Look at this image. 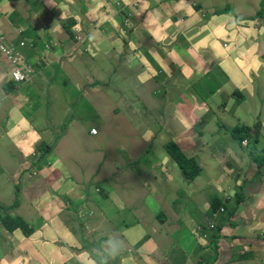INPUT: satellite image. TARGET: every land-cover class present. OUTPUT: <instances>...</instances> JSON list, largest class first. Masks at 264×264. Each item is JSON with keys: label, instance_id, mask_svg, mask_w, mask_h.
I'll use <instances>...</instances> for the list:
<instances>
[{"label": "crops", "instance_id": "obj_1", "mask_svg": "<svg viewBox=\"0 0 264 264\" xmlns=\"http://www.w3.org/2000/svg\"><path fill=\"white\" fill-rule=\"evenodd\" d=\"M138 1L135 7L123 0L130 9L122 11L131 21L123 34L120 12L103 17L111 9L109 0H0V32L15 43L25 41L20 50L39 75L32 83L15 85L0 55V206L7 208L0 209V216H19L29 228L25 235L20 229L7 231L0 223V264H86L88 255L110 234L125 242L111 264H264V225H255L264 223V180H255L256 173L252 178L257 168L254 156L264 148V138L248 145L243 153L233 136L220 144H203V130L214 118L219 137L230 133L213 107H208L190 131L194 147L186 151L178 145L217 179L201 174L194 180L204 184L216 181L227 188L236 180V169L246 177V198L230 209L235 213L227 215L228 221L217 219L215 226L222 224L219 233L215 236L208 230L204 234L207 240L196 243L189 227L192 222L205 226L201 218L208 214L212 218V211L198 209L192 200L177 206L178 196L141 213L132 196L136 189L139 195L154 194L151 187L143 185L153 143L163 141L164 154L156 155L163 168L166 156L170 157L164 147L171 140L163 133L167 114L163 105L174 102L177 112L168 117L187 120L196 100L201 103L205 97H215L214 101L223 100L226 119H239L238 111L250 116L257 108L249 126L264 121L260 101L253 100L250 91L208 93L205 86L214 72L208 67L214 63L199 60L202 56L220 57L244 41L243 31L228 25L225 18L235 12L240 21L249 0ZM259 3L254 14L262 21L256 16ZM89 19L94 25L88 29L87 52L82 54L72 48L69 32L74 26L83 34L80 25ZM223 37H227L225 48L211 43ZM46 42H52L48 50ZM44 54L60 60L46 68L36 59ZM62 73L68 78L67 86L60 81ZM150 77L157 82L154 88L145 85ZM260 98L264 100L263 94ZM21 110L30 113L25 116ZM99 118L102 122L88 126L89 120ZM92 128L97 133H92ZM185 128L173 131L183 134ZM40 141L50 149L38 160L34 149ZM136 148L132 163L139 169L135 171L128 167L123 153L132 155ZM97 157L101 165L109 160L114 163L96 183L101 195L94 193L91 180L77 184L70 180L68 188L65 179L86 160ZM45 160L50 165L43 167ZM180 173L185 180L194 181L186 179L181 169ZM227 176L232 178L226 180ZM208 192L216 193L209 185L204 188L211 205ZM15 200L17 206L10 208ZM65 200H74L75 207L67 206ZM124 213L135 214L138 221L125 226L115 223ZM158 224L164 228L161 233L154 232ZM252 233L256 235L249 237Z\"/></svg>", "mask_w": 264, "mask_h": 264}, {"label": "rangeland", "instance_id": "obj_2", "mask_svg": "<svg viewBox=\"0 0 264 264\" xmlns=\"http://www.w3.org/2000/svg\"><path fill=\"white\" fill-rule=\"evenodd\" d=\"M129 2L135 5V3H138L139 1L129 0ZM258 3L259 0H249L246 4V7H244L245 11H242L241 13L242 15L240 21L236 19L235 12H233L232 16H226L225 18L228 25L236 29H241L244 33L242 39L244 41L240 43L236 49L224 51L223 53L219 54L220 57L213 55L209 57L202 56L199 58V60L206 63L207 59H209L211 63H214V65L208 67L214 69L212 81L205 86V90L208 93L212 91H225L226 93H228L229 90L234 89L250 91L251 98L253 100L260 101L262 117L264 118V100L260 98L261 94H263L264 96V18L262 19V21H260L255 17L254 11ZM108 5L111 7V9L109 12L103 14L104 19L112 17V14L110 12H120L121 16L124 18V30L128 31V29L131 27V21L129 20V18L125 17L122 9L125 8L126 10H128L130 9V7L127 6L123 2V0H109ZM136 6L137 5H135V7ZM83 15H86V12H84ZM220 20L221 19H219L217 23L220 22ZM93 25L94 21L89 19L86 24H81L80 26L83 27V31L85 33H88V29L91 28ZM226 38L227 37L219 38L217 40L212 41L211 43L218 44L219 46L225 48L224 41ZM71 41L73 49L79 51L82 54H85L87 52V48L84 45L83 41L73 39H71ZM47 43L49 48L52 45V42ZM225 46H227L226 43ZM164 53L168 55V51H164ZM59 60L60 58L47 56L44 65L46 66V68H48L49 65L51 67L54 63ZM106 74H108V70ZM33 81H31L30 83H32ZM60 81L63 82L64 86L68 85V78L64 73L61 74ZM96 85H98V83H96ZM145 85L146 87L154 88L157 85V82L150 77L149 80L146 81ZM213 98L215 97H212L210 99L208 97H205L204 102L201 103L196 100L193 103V113L188 116L187 120L183 119L180 116H176L174 119L168 117V114H175L177 112V106L174 102L169 105H163V109L167 113L165 118L163 119V133L168 135L167 137H169L170 140L174 139L177 144H179L184 150L188 151L194 147L192 139L190 137V131L193 129L194 124L199 120L201 115L208 109L209 106L215 109L220 124L224 125L230 133L226 134V136L222 135L221 137L217 135L216 118L212 119L206 126L204 122V124H201L200 127L203 128L205 126L201 135V139L203 140V144L205 145L209 141H216L220 144L224 140H228L232 137L231 131L234 130L237 125H249L255 119V113L257 111V108L251 110V112L249 113L250 116H248L244 112L238 111L239 119L236 120L233 117L226 119L223 116L222 111L226 108L224 107L223 100L218 98L216 101H214ZM234 99L235 103H237V98ZM90 111L92 114L99 115V113L97 111H94L93 109H90ZM21 112L25 116L30 113V111L27 110H21ZM102 120L103 119L101 118H99V120H89L87 124L88 126L94 125L96 123L102 122ZM259 123L261 137L264 138V121H261ZM185 126L186 128L183 134L180 131L175 134V132L173 131L176 130L177 127H179V129H182ZM92 129L91 132L93 133ZM97 131L98 130L96 129V133ZM222 134H224V132ZM235 140L236 139H234V141ZM236 144L238 150L242 153L245 152L248 146V144H243L239 140H236ZM161 152L163 153V141L154 142L151 148L150 161L145 167V180L143 182V185L145 187H151L154 190V194L149 192L144 196L139 195V190L136 189L135 192L132 194V196H134L136 199L134 201V204L139 205L141 213H145L147 209L152 205L162 206L165 205L166 202L171 201L173 198H177L179 196L180 201H178L177 206H179V202L184 204L186 200H192L197 204L198 209L202 208L205 210L209 209L210 211H212L211 205L206 201L203 194L206 185L211 186L221 201L220 206L217 209L220 212L215 215L213 214L216 212H212V218L209 214L202 216L201 221L206 224L205 226L200 224V222H192V225L189 227L190 232L197 239L196 243L202 244L208 238L204 234L207 235L208 230L213 229L211 228V226H215L218 218H222L228 221L227 215L229 214L230 209L234 208L235 205H238L239 194L244 191L246 177L244 174L240 173L236 169V172L234 173V175L236 176V180L234 181L232 187L227 188L220 186L219 182L216 181L210 184H204L199 180L187 181L182 177L180 169L173 158H170L168 155L166 156L164 161L166 168H163V162L157 163L156 155ZM137 154L138 148L135 149L132 155L123 153L124 161L128 162V167L132 168L135 171L139 169L138 164L134 165L132 161L136 158ZM221 155L223 156L224 154ZM43 158L44 157L40 159ZM240 163L242 164L243 162L240 161ZM41 164L43 167H46L50 165V161L45 160ZM113 164L114 163L109 160V162L103 163L101 165L98 157L88 159L80 166H78L76 170L65 179L67 187L69 188L72 184L70 180H74L76 184L79 180H91V185L93 187L94 193L101 195V190L96 187V183L100 180H103L102 172H107ZM244 165L247 167L246 164ZM40 169V167L36 169V175H39ZM260 171H264V167ZM257 172L259 171H257L256 168V171H254L252 178L256 173L254 178L255 180H264V175L262 173L258 174ZM201 174L206 179L217 180L216 178H214L213 174H211L210 169H205ZM231 178L232 176H227L226 180H230ZM18 180L20 179L18 178ZM18 185L20 187L22 186L20 182H18ZM75 186L78 187L77 185ZM15 193L17 194V192ZM210 194L212 193L208 192L206 194V198H209ZM152 196H154L153 199H151ZM65 204L69 207H75L76 205L74 200H65ZM221 207H223L224 209L221 210ZM81 212L84 213L85 210H81ZM137 221L138 217L135 214L131 213H124L122 216H119L114 219V222L120 223V226H125L127 223L133 224ZM151 222H153L152 219ZM255 225H264V223ZM151 228L153 229V227ZM255 228L258 229V227ZM117 230H120V227H118ZM163 230L164 228L160 224L154 227V232L161 233ZM171 231L172 229H170L168 233H170ZM255 235L256 233H252V235H250L249 237H254ZM245 237H248V233L245 235Z\"/></svg>", "mask_w": 264, "mask_h": 264}, {"label": "trees", "instance_id": "obj_3", "mask_svg": "<svg viewBox=\"0 0 264 264\" xmlns=\"http://www.w3.org/2000/svg\"><path fill=\"white\" fill-rule=\"evenodd\" d=\"M256 16L259 18H264V0H261L259 3V9L256 12ZM65 31H69V27L63 26ZM70 36H72V32H69ZM234 93L241 94L239 90H235ZM231 134L234 139L243 140L245 138H249L251 140L252 145H256V143L259 140V130L258 126H255V129H251L248 126L243 125H237L234 130L231 131ZM164 147L167 151V153L170 155L171 158H173L179 168L181 169L184 177L188 180H194L196 177H198L202 171L201 166L197 163L196 159L192 156L187 155L180 147L179 145L171 140L164 143ZM50 149V146L46 144L43 141H40L34 149V156H37L38 159L42 158V155H44L46 152H48ZM254 161L257 163L258 167L261 168L264 166V148L259 151L257 155L254 156ZM210 202L213 210H217L220 206V199L216 196L211 194L210 195ZM17 206V201L15 200L10 208H15ZM0 209L7 210L6 207L0 206ZM235 211H231L229 214H234ZM228 214V216H229ZM0 223L5 227L7 231H13L15 229H20L21 232L25 235L29 233V228L26 222L19 216H13L10 215H4L0 216ZM220 228H222L221 225L215 226L211 234L217 235L219 233Z\"/></svg>", "mask_w": 264, "mask_h": 264}, {"label": "clouds", "instance_id": "obj_4", "mask_svg": "<svg viewBox=\"0 0 264 264\" xmlns=\"http://www.w3.org/2000/svg\"><path fill=\"white\" fill-rule=\"evenodd\" d=\"M71 32L73 34L72 36H70L71 39L78 40V41H83V42H85V40L87 38V35H88V33H85L83 31V29H82L83 34H78L76 32V29L74 28V26H73ZM123 32H124V34H127V31H125L124 29H123ZM17 33L18 34H21V29H18L17 30ZM0 34L3 35L1 32H0ZM3 36L5 37V39L7 41H9V42H11V43H13L15 45L16 49L19 51V53L22 56L23 63L29 64L25 60V58H24V56H23V54H22V52L20 50L21 47H24L25 46V41L24 40H19L17 43H15L12 40H9L5 35H3ZM21 42L23 44H20ZM44 47H45V50H48V43L47 42L44 44ZM0 55L3 58V60L7 63L8 67H9V70H8L9 79L15 85H17V86L25 85L27 83H30L31 81H33L35 78H37L39 76L38 75V72L33 68V66L31 64H29L31 66V68H32V72H31L30 79L27 80V81H24V82L16 81L13 78L12 74H11L12 67H10V64L8 63V61L5 59V57L1 53H0ZM46 57H47V55L44 54L41 57L36 58V59H37V61H38L39 64H44ZM256 125L258 126V130H259V139H262V137H261V130H260V123L259 122H256L253 126H249V125H243V126H248V127H250L251 129L254 130ZM236 140H238V139H236ZM240 142L243 143V144L252 145L251 140L249 138H245V139L241 140ZM263 167L259 168L258 165H257V168H258L257 171H259V172H257L258 174L262 173L264 175V171H260ZM201 173H202V171H201ZM201 173H200V175H201ZM245 198H246L245 192L242 191L239 194L238 204H240L241 202H243L245 200ZM223 209L224 208L221 207V210H223ZM212 212H216V213L213 214V215H215V214L219 213L220 211L219 210H213L212 209ZM214 227L215 226H211V228H214ZM244 247L245 246H243V248ZM124 248H125V242L119 236H117V235H109L108 238L106 240H104L98 248L93 249L92 250V253L88 255L86 264H111V261L114 260L116 257H118L122 253V251L124 250Z\"/></svg>", "mask_w": 264, "mask_h": 264}, {"label": "built area", "instance_id": "obj_5", "mask_svg": "<svg viewBox=\"0 0 264 264\" xmlns=\"http://www.w3.org/2000/svg\"><path fill=\"white\" fill-rule=\"evenodd\" d=\"M20 44H23L22 42ZM0 53L12 67L11 74L16 81L24 82L30 79L32 68L29 64H25L22 61V56L16 49L15 45L5 39L0 34ZM93 133H96V129H92Z\"/></svg>", "mask_w": 264, "mask_h": 264}]
</instances>
